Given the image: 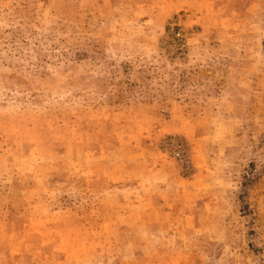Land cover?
<instances>
[{
	"label": "rangeland",
	"instance_id": "1",
	"mask_svg": "<svg viewBox=\"0 0 264 264\" xmlns=\"http://www.w3.org/2000/svg\"><path fill=\"white\" fill-rule=\"evenodd\" d=\"M0 264H264V0H0Z\"/></svg>",
	"mask_w": 264,
	"mask_h": 264
}]
</instances>
